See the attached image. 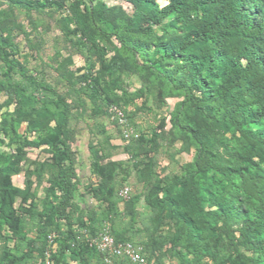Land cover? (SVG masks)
I'll return each mask as SVG.
<instances>
[{"label": "trees", "instance_id": "16d2710c", "mask_svg": "<svg viewBox=\"0 0 264 264\" xmlns=\"http://www.w3.org/2000/svg\"><path fill=\"white\" fill-rule=\"evenodd\" d=\"M124 1L133 8L130 17L94 8L81 11L76 3L73 23L87 47L117 42L110 60L98 49L108 72L137 75L149 84L163 80L169 89L160 92L162 98L182 97L169 122L174 135L194 148L185 173L129 199L131 218L143 199L157 224L171 225V255L177 264H264V0H163V7L156 0ZM142 23L163 31L156 43L144 39L151 30ZM0 62L3 89L14 103L12 113L0 114V126L13 119L26 123L28 131L50 120L55 124L50 142L55 175L41 213L44 229L63 226L54 264H68L66 253L75 264H89L82 242L93 233L94 214L79 203L82 182L68 106L42 74H28L11 58L1 33ZM15 77L26 83L13 82ZM111 85L127 94L122 79H112ZM135 96L146 98L145 87ZM23 155L20 149L13 174L20 171ZM94 172L100 185L93 196L100 202L109 193L106 172L100 166ZM19 194L0 177V221L15 235L17 221L9 212Z\"/></svg>", "mask_w": 264, "mask_h": 264}, {"label": "rangeland", "instance_id": "374dc122", "mask_svg": "<svg viewBox=\"0 0 264 264\" xmlns=\"http://www.w3.org/2000/svg\"><path fill=\"white\" fill-rule=\"evenodd\" d=\"M76 3L81 11L94 8L112 11L118 17L133 14L132 6L124 0H56L50 5L0 0V33L11 58L28 74H42L68 106L69 124L75 134L72 149L82 182L79 203L94 214L93 233L85 235L82 248L89 264H134L97 249L98 239L108 232L113 239L139 248L146 264H177L171 255L172 226L157 224L143 199L133 219L126 205L136 194L143 197L154 187L165 186L191 164L194 148L174 135L169 122L182 97L162 98L160 92L169 89L163 80L149 84L137 75L108 72L98 49L110 60L119 46L110 40L87 47L73 23ZM156 3L160 7L166 4L163 0ZM142 28L151 30L144 38L149 43H156L163 35L159 27L142 23ZM114 78L125 82L126 95L111 85ZM13 82L26 83L20 77ZM3 87L0 62V114L12 113L14 103L8 102ZM141 87H145L147 96L138 99L135 94ZM54 127L50 120L38 130L28 131L26 123L14 119L0 126V177L20 192L11 200L9 212L17 221V234L0 221V264H54L60 254L62 223L44 229L41 218L45 192L55 175L50 147ZM20 149L24 154L20 171L13 174L11 168ZM95 166L104 168L109 189L100 202L93 196L100 185ZM124 189L126 195L122 194ZM64 258L68 264H75L68 253Z\"/></svg>", "mask_w": 264, "mask_h": 264}, {"label": "built area", "instance_id": "2783aa9c", "mask_svg": "<svg viewBox=\"0 0 264 264\" xmlns=\"http://www.w3.org/2000/svg\"><path fill=\"white\" fill-rule=\"evenodd\" d=\"M36 2H44L49 1L52 2L54 0H33ZM127 189L122 191L123 195H126ZM97 249L102 252L112 256L117 257H125L130 260L134 264H146V260L140 252L139 248H136L134 245L130 243H122L116 244L113 238L108 234V232L103 233L96 243Z\"/></svg>", "mask_w": 264, "mask_h": 264}]
</instances>
